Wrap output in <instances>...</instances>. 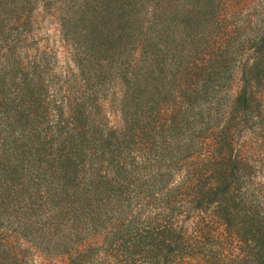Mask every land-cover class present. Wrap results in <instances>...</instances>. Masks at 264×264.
Listing matches in <instances>:
<instances>
[{"label":"trees","instance_id":"16d2710c","mask_svg":"<svg viewBox=\"0 0 264 264\" xmlns=\"http://www.w3.org/2000/svg\"><path fill=\"white\" fill-rule=\"evenodd\" d=\"M262 64L264 0H0V264H264Z\"/></svg>","mask_w":264,"mask_h":264},{"label":"rangeland","instance_id":"374dc122","mask_svg":"<svg viewBox=\"0 0 264 264\" xmlns=\"http://www.w3.org/2000/svg\"><path fill=\"white\" fill-rule=\"evenodd\" d=\"M58 25L54 19L51 18H44L41 20V23L39 24V30L37 32L38 38H40L43 42V44H55L57 48H59V51L62 55L65 54V49L63 45L60 42L59 34H58ZM254 60V54L252 51H248L247 54L242 58V65L249 66L252 65ZM264 70V65L260 68H258L259 72H262ZM262 92L264 94V88L262 89Z\"/></svg>","mask_w":264,"mask_h":264}]
</instances>
